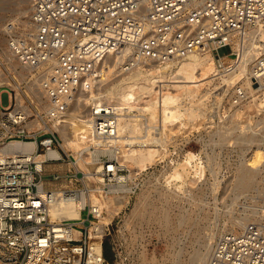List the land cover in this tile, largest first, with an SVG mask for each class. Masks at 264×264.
<instances>
[{"label":"built area","instance_id":"2783aa9c","mask_svg":"<svg viewBox=\"0 0 264 264\" xmlns=\"http://www.w3.org/2000/svg\"><path fill=\"white\" fill-rule=\"evenodd\" d=\"M28 22L29 29L16 18L5 23L0 52V264H106L113 221L99 232L101 199L126 183L128 170L115 151H102L103 180L85 182L57 127L79 109L98 142L117 137L118 107L94 96L108 56L120 57L116 76L195 51L209 49L219 62L238 56L249 31L264 25V0H30ZM251 78L264 80V48ZM59 198L78 199L81 215H54ZM208 264H264V220L219 234Z\"/></svg>","mask_w":264,"mask_h":264},{"label":"bare ground","instance_id":"6f19581e","mask_svg":"<svg viewBox=\"0 0 264 264\" xmlns=\"http://www.w3.org/2000/svg\"><path fill=\"white\" fill-rule=\"evenodd\" d=\"M29 1L19 0L17 2L19 7L13 8L14 12L17 11L20 15H11L6 19L5 15L0 16V30L3 33L5 21L14 18L18 19L25 29H29ZM9 4L11 5L12 2L0 0V13L11 8ZM23 15L27 17L26 20L22 19ZM3 20L4 22H2ZM258 32L259 34H257ZM4 44L5 49L2 52H6V37ZM260 48H264V25L259 28L254 27L249 31L245 45L238 47V56H233L231 53L222 55L221 62L208 49L192 52L178 61L139 65L112 78V72L120 62V57L115 55L107 57V59L113 57L110 59L112 62L109 61V64L106 65L108 71L106 70L103 82L99 85V94L94 96L118 107L117 137H103L98 142L91 136L88 123L79 119L77 115L79 109L71 110L65 122L57 127L63 136L64 148L72 150L73 152H71L76 158L72 164L85 172L83 177L85 182L93 179L100 183L103 180L100 173L103 163L96 157L102 151H115L117 159L129 169V173L127 172L128 174L125 176L126 183L118 185L115 194L101 199L107 210L100 216L99 232H103L104 226L120 215L134 194L138 195L137 201L130 214L125 215V225H130L129 223L134 218L143 220L158 218L163 222L167 232L172 230L175 219L169 212L170 200L168 196H180V192L185 191L187 187L199 185L206 179V164L200 153L188 151L184 147L185 143L193 138L187 132L198 126L201 116L205 118L209 115V112L207 113L209 102L206 100L210 97L215 98L218 104L217 108L220 109L224 106L221 100L225 94L229 90L233 91V97L236 100L230 104L231 108L234 106L235 109L229 115L231 117L229 124H232V117L244 116L247 113L245 119L247 124L242 126L239 122L240 128L235 134L226 135L228 134L227 130L232 129L231 125L224 124L223 127L218 128L217 132L219 133L221 130L219 135L223 136L222 140L226 139L231 142L233 138L235 139L233 145L241 142L243 151H245L244 148L250 149L254 143L264 141V125L262 124L264 123V109H255L258 106L255 94L258 91L264 93V80L255 82L251 78L252 63ZM114 57H117L116 60H112ZM236 84L240 85L235 90ZM211 89L213 94L209 93ZM239 90L243 93L240 94ZM250 96L253 98L250 99ZM86 99L89 100V98ZM211 104V106H215L214 102ZM80 105L82 104H79L78 108ZM215 108L212 107L213 112ZM219 109L216 110L218 113L221 110ZM213 112H211L212 115L215 114ZM212 115L210 116L212 117ZM260 124L262 125L259 127ZM210 135L206 140L204 135L199 137L198 133L196 139H201L204 144L206 142V144L209 142L212 144V151L207 152V156L213 166L217 156L215 150L217 141L212 134ZM91 144H98L102 149L93 153L90 149ZM172 145L174 148H171ZM258 147L257 154L261 155L260 145ZM53 155L59 156L60 152L55 151ZM159 165L160 173L158 175L155 169L150 171L151 168H156ZM214 169L215 166L212 171ZM239 170V175L234 182V190L246 191L258 184L257 162L251 165L243 159ZM217 178L210 186L213 190L220 182ZM59 191L60 189L57 188V193ZM259 191L264 195V186L260 187ZM155 195L164 200L163 206L158 207L155 204L153 201ZM82 206L83 204L78 199L71 198L70 202H65L64 199L59 198L53 205L52 211L54 215L79 217ZM256 214L264 220V206H257L250 212L225 220L221 233L235 230L226 229L225 226L230 223L239 226L240 229L246 228L249 220ZM178 215L175 216L178 225L194 223L192 217L185 214ZM195 224L197 234H199L202 228H200L199 217L195 219ZM217 236L218 233L213 230L202 236L203 240L199 251L197 250L199 257L196 261H199V264H208L214 246V238Z\"/></svg>","mask_w":264,"mask_h":264},{"label":"rangeland","instance_id":"374dc122","mask_svg":"<svg viewBox=\"0 0 264 264\" xmlns=\"http://www.w3.org/2000/svg\"><path fill=\"white\" fill-rule=\"evenodd\" d=\"M8 1L12 2L11 5L9 4L11 8H8V10L3 13L1 12L0 16L5 15L6 19L11 15H20L17 11L14 12L13 9L19 7L17 4L19 0ZM24 4L26 3L24 2ZM22 19L26 20L27 17L23 15ZM2 22H4V20ZM4 42L5 36L0 30V52L5 49ZM227 51L228 47H221L219 49L221 54H225ZM111 58L113 57H110L109 59L106 58V65L109 64ZM116 58L117 57H114L112 60H116ZM113 75L114 74L111 76L112 78L116 76ZM239 85L240 84H236L234 89L236 90ZM212 91V89L209 90V93ZM211 94H213V92ZM233 96V91L231 92L230 90L225 94L221 100L224 105L220 108L221 110L217 108L218 104L216 103L217 101L214 97L207 99L206 102H209L207 113L209 112V115L205 118L204 116H201L199 118L198 126L187 132V134H190L193 138L185 143L184 148L188 151L200 153L204 163L206 164V179L199 185L196 184L187 187L185 191H181L183 194L180 192V196H168L170 200L168 207L169 212L175 219L172 230L167 232L165 226H163V222L158 218L150 220L134 218L132 222L129 223L130 225H125L124 217L126 214H130L135 202L137 201L138 195L134 194L131 197L129 204L110 224V233L104 237V246L108 253L107 264H199V261H196L199 257L197 250L199 251L204 233L212 232L213 230L219 235L224 228L225 220L227 221L234 216L250 212L252 208H256L257 206H264V195L259 191V188L264 186V141L254 143L250 149L244 148L245 151H243L241 149V142L233 145V141H235V139L232 138L231 142L226 139L222 140L221 137L223 136L219 135L221 130L219 133L217 132L224 124H228V126H232V129L229 131L227 130L226 133L228 134H225H235L240 128L239 122L242 126L247 124V121L245 120L247 113L244 115L245 117L243 115H237L234 118L232 117V124H229L231 119L229 115H231L235 109L234 106L231 108L230 104V102L236 100ZM255 96L257 98L256 105L258 104L255 109H264V93H262V91H258ZM250 97V99L253 98V96ZM211 102L215 103L214 105L216 108L215 106H211ZM2 103L4 106L10 103L9 94L7 92L2 93ZM212 107L213 109L215 108L214 112L212 111ZM218 109L220 110L219 113L216 111ZM211 112L215 114L212 115ZM210 115H212V117ZM218 115L221 116L219 117ZM224 115L225 117L227 115L228 116L225 118ZM262 124L264 125V123ZM262 124H260L259 127ZM198 133L200 134L199 137L204 135L206 140L209 136H211L210 134H212L217 141V143L213 141V143H216L215 150L217 155L214 160L215 164L213 165L215 166L214 171H212V162L211 160H208L207 156V152H211L213 146L210 142L208 144H206L207 142L204 144L201 139L197 140L196 135ZM187 134L185 133V135ZM259 145L261 148L260 151H262L261 155H259L260 153L257 154ZM171 148H174L173 145ZM103 154L107 155L108 152H103ZM243 159L248 163H251V165L255 162L258 163L259 173L257 176L259 179L258 184L251 189L246 191H237L234 190L233 187L235 179L239 175V166L241 165ZM57 165H59V163L55 164V167H57ZM58 167L67 169L68 164L63 163ZM154 169L158 175L160 173V165L156 168H151L150 171ZM127 170L129 173L128 168ZM215 178H217L220 182L215 186V188H217L213 190L210 186H212V182ZM206 180L208 184L205 182ZM64 182L66 181H62V183ZM58 186L59 185L57 184V187ZM191 188H193V190H190ZM153 201L158 207L163 206L164 200H162L158 195L153 196ZM177 214H185L190 218L192 217L191 219L194 220V223L189 222L178 225V222H176L177 218L175 217ZM198 217L200 228L202 227L199 234H197V226L195 224V219ZM259 220L263 219L256 214L255 217L249 220L247 226ZM225 227L226 229L232 228L235 230H241L239 226L232 225L231 223L227 224Z\"/></svg>","mask_w":264,"mask_h":264},{"label":"trees","instance_id":"16d2710c","mask_svg":"<svg viewBox=\"0 0 264 264\" xmlns=\"http://www.w3.org/2000/svg\"><path fill=\"white\" fill-rule=\"evenodd\" d=\"M104 250H105V246H104ZM105 255H106L107 259H108V253H107V250H105Z\"/></svg>","mask_w":264,"mask_h":264}]
</instances>
